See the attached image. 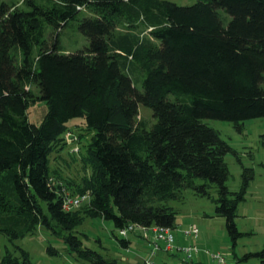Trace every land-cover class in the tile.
Listing matches in <instances>:
<instances>
[{
    "label": "trees",
    "instance_id": "obj_1",
    "mask_svg": "<svg viewBox=\"0 0 264 264\" xmlns=\"http://www.w3.org/2000/svg\"><path fill=\"white\" fill-rule=\"evenodd\" d=\"M71 21L88 47L64 53L59 37ZM263 84L264 0L1 4L0 222L10 224L0 232L17 237L42 227L78 259L127 264L84 246L76 229L85 218L110 221L116 231L129 224L175 230L166 202L185 188L208 196L214 185L215 214L235 244L237 209L254 173L243 169L240 190L229 191L224 157L234 151L204 120L238 128L264 118ZM139 106L152 111L150 128L137 120ZM75 118L86 136L69 126ZM67 133L77 140L68 144ZM63 153L80 163L78 180L64 177ZM63 189L89 203L65 211ZM20 253L21 263L6 252L1 264H31Z\"/></svg>",
    "mask_w": 264,
    "mask_h": 264
},
{
    "label": "rangeland",
    "instance_id": "obj_2",
    "mask_svg": "<svg viewBox=\"0 0 264 264\" xmlns=\"http://www.w3.org/2000/svg\"><path fill=\"white\" fill-rule=\"evenodd\" d=\"M35 1L41 4L45 0ZM165 1L178 6H191L198 0ZM21 2L22 0H0V5L3 3L13 5ZM225 20L224 24L229 21ZM50 32V28L46 26V39ZM59 39L61 50L64 53H76L88 47L87 39L78 30L77 22L74 21L69 22L63 28ZM138 76L139 74L135 73L131 77L135 87L141 89L143 77L138 78ZM33 119L31 118V120ZM137 120L143 125L145 124L147 128L155 123L152 111L144 106H139ZM204 123L218 131L220 139L225 141L234 151L224 157L229 171L226 186L230 192L240 190L243 169L253 170L254 178L250 181L246 191L245 201L238 206L235 218L236 227L242 236L234 244L227 233L224 218L216 216V186H209L207 189L208 196L196 195L192 189L185 188L177 199L166 202V205L176 213V229L172 231L177 241L176 244L179 247L195 245L198 253L192 256V261L197 264H217L211 259V255L218 253L224 257L225 264H236V262L238 264H264V118L244 121L238 128L225 121L204 120ZM69 126L72 129L77 127L76 133H83L86 136L81 119H72ZM86 139L89 140V138ZM87 140L84 138L83 144ZM61 155L68 164V168H63L64 177L78 180L82 174L80 163L78 161L72 162L65 153ZM52 158L53 155L50 165L53 167L55 164ZM201 183H203L202 180L196 181V185ZM63 190L66 195H71L70 191ZM88 203L89 200L82 203L79 208L85 207ZM9 224V221L0 222V229H9ZM192 226L197 228L199 232V237L195 241L192 238L186 239L184 236V231ZM76 230L80 234L79 237L84 246L101 255L105 260L143 264L144 260L150 259V250L154 240L151 232L147 233V238L137 233L129 234L124 238L113 229L112 222L101 218H85ZM113 231L119 240L127 239L130 241L127 250L120 246L118 240L112 235ZM49 247L54 248L57 253H49ZM21 249L28 254L31 264H92L78 259L76 254L71 253L61 240L45 228L39 227L34 234L24 233L17 237L0 232V264L6 252H9L21 263ZM261 253L263 255L259 256ZM248 254H256V256L245 258ZM178 258L177 260H168L163 252H159L154 258V262L156 264H190V260L182 262L184 258L182 254H179Z\"/></svg>",
    "mask_w": 264,
    "mask_h": 264
},
{
    "label": "built area",
    "instance_id": "obj_3",
    "mask_svg": "<svg viewBox=\"0 0 264 264\" xmlns=\"http://www.w3.org/2000/svg\"><path fill=\"white\" fill-rule=\"evenodd\" d=\"M64 136L68 144H72L77 140L76 137L69 133L65 134ZM74 150H76V148H74ZM88 199V195L76 197H70L69 195H65L63 197V209L67 212L73 211ZM172 231L173 230L156 226L142 227L135 224H129L126 227L119 229L117 231V234L124 238L127 237L129 234L135 233H137L138 235H142L145 238H147L146 235L148 232H151L153 234L154 240L152 242V248L150 250V259L144 260L143 264H156L154 262V258L159 252H163L168 259H173V257H177V255L182 254L184 256L182 262H187V260H190V264H197L193 263L192 261V256L198 253L197 247L195 245H190L188 247H179L175 243V237ZM184 236L186 239L192 238V240L195 241L199 237V232L197 228L192 226L184 231ZM211 259L217 264H225V259L220 253L216 255H211Z\"/></svg>",
    "mask_w": 264,
    "mask_h": 264
},
{
    "label": "crops",
    "instance_id": "obj_4",
    "mask_svg": "<svg viewBox=\"0 0 264 264\" xmlns=\"http://www.w3.org/2000/svg\"><path fill=\"white\" fill-rule=\"evenodd\" d=\"M175 243H177L176 239H175ZM178 257H179V255H177V257H173V260H174V259L177 260ZM178 259H179V258H178ZM168 260H170V259H168ZM179 260L181 261V259H179Z\"/></svg>",
    "mask_w": 264,
    "mask_h": 264
}]
</instances>
